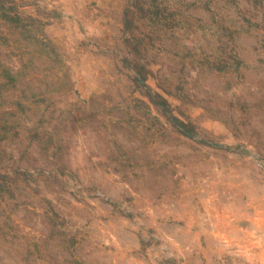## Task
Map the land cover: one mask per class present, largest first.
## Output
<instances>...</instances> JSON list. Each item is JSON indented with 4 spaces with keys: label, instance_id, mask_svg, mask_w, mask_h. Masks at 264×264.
Masks as SVG:
<instances>
[{
    "label": "rangeland",
    "instance_id": "rangeland-1",
    "mask_svg": "<svg viewBox=\"0 0 264 264\" xmlns=\"http://www.w3.org/2000/svg\"><path fill=\"white\" fill-rule=\"evenodd\" d=\"M0 264H264V0H0Z\"/></svg>",
    "mask_w": 264,
    "mask_h": 264
}]
</instances>
